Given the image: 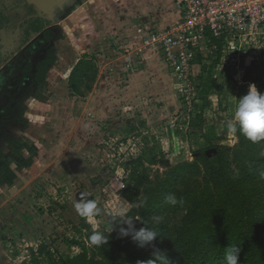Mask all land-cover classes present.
Segmentation results:
<instances>
[{
    "label": "rangeland",
    "instance_id": "rangeland-1",
    "mask_svg": "<svg viewBox=\"0 0 264 264\" xmlns=\"http://www.w3.org/2000/svg\"><path fill=\"white\" fill-rule=\"evenodd\" d=\"M61 1L48 0L60 11L53 15V5L0 0V264H31L29 248L42 243L68 258L71 238L89 241L88 228L81 236L75 227L106 235L113 216L144 198L135 227L151 229L144 221L163 216L153 243L167 264H226L232 245L240 264H255L243 246L247 231L264 237V141L226 125L250 84L264 93V21L241 22L208 43L188 30L185 0ZM46 29L51 41L41 40ZM51 46L56 60L37 81ZM214 61L215 81L201 96ZM131 126L155 136L164 157L142 158L146 182L126 192L141 154ZM225 184L243 204L239 236L227 222ZM169 194L183 203L167 204ZM82 197L101 214L80 217ZM117 238L116 264L154 259L151 247Z\"/></svg>",
    "mask_w": 264,
    "mask_h": 264
},
{
    "label": "trees",
    "instance_id": "trees-1",
    "mask_svg": "<svg viewBox=\"0 0 264 264\" xmlns=\"http://www.w3.org/2000/svg\"><path fill=\"white\" fill-rule=\"evenodd\" d=\"M44 25L33 27L35 32L41 31ZM52 30L46 29L43 32V37L41 40H52ZM56 60L55 53L53 52V47L49 50L48 54L40 60L36 67L39 72L36 73L37 81L41 80L45 73L51 68L53 63ZM217 62L214 61L207 71V76L205 80L200 85L199 95L204 96L206 94L211 82L215 81L211 74L210 69L214 67ZM205 68V66H203ZM26 108V107H25ZM24 108V109H25ZM26 110V109H25ZM24 110L19 114L20 119L23 118ZM139 128V127H138ZM138 128L131 126V130L135 133L136 136H139L141 139V154L132 161V168L128 175V182L126 187V192L131 189L138 190L142 184L146 182L145 168H143L142 158L147 159L148 161H155L157 158L164 157V152L158 145V142L155 136L150 135L148 132L138 131ZM150 139H153L155 143L149 145ZM14 154L18 152L13 151ZM147 155V156H146ZM3 152L0 151V163L3 161ZM147 158H146V157ZM222 167V166H221ZM223 169V168H222ZM225 195H226V205L231 208L230 213L228 214L227 222L235 227L236 235H241V228L244 227L245 218L243 215V204L239 199L238 194L235 190H232L230 184H225ZM129 201L132 200L131 196H126ZM136 209L134 206L131 207L128 216H134ZM126 227V225H125ZM84 228H88L87 239L93 233L92 228L88 224H82L81 228L75 227V231L82 236V231ZM108 235V234H106ZM118 237L122 241L131 239V237H120L118 232H113L109 235V239L106 244L101 246L91 245L86 240L82 238H71L69 240L70 244L76 248V252L72 253L68 258H63L58 254L54 249H51L47 244H40L37 249L34 251L32 248H29L30 263L31 264H116L114 252L112 250V238ZM239 238V237H238ZM89 240V239H88ZM243 249L245 252L252 256L255 264H264V237L263 235L256 231L251 230L245 232L244 235V246Z\"/></svg>",
    "mask_w": 264,
    "mask_h": 264
},
{
    "label": "clouds",
    "instance_id": "clouds-1",
    "mask_svg": "<svg viewBox=\"0 0 264 264\" xmlns=\"http://www.w3.org/2000/svg\"><path fill=\"white\" fill-rule=\"evenodd\" d=\"M227 130L231 133L239 132L252 143L264 141V93L258 91L255 84L249 85L247 94L242 95L236 102L232 118L227 122ZM260 157H264V150L260 151ZM233 178H236L235 176ZM259 178L264 180V170L259 172ZM165 201L171 206H176L183 201L178 199L175 194L166 196ZM147 198L140 200L134 205L136 208H145ZM77 214L83 218H91L101 214V208L93 199L82 197L74 204ZM135 219H140L135 216H128L126 213L120 212L110 219L111 227L108 230V235L102 232L94 231L89 236V243L94 246H101L107 243L109 234L119 226L118 234L120 237H131L141 248L151 247L153 249L152 256L154 259H149L146 264H158L161 254H163V264H167L164 253L157 249L154 241L158 234V226L163 224V216L152 215L150 221L144 223L151 225L152 228L141 227L137 229L134 224ZM126 225V227H125ZM241 249L235 245L229 246L225 250L224 260L226 264H240Z\"/></svg>",
    "mask_w": 264,
    "mask_h": 264
},
{
    "label": "built area",
    "instance_id": "built-area-1",
    "mask_svg": "<svg viewBox=\"0 0 264 264\" xmlns=\"http://www.w3.org/2000/svg\"><path fill=\"white\" fill-rule=\"evenodd\" d=\"M182 5L185 14L188 11V30L208 43L241 22L254 25V20L264 21V0H185Z\"/></svg>",
    "mask_w": 264,
    "mask_h": 264
},
{
    "label": "crops",
    "instance_id": "crops-1",
    "mask_svg": "<svg viewBox=\"0 0 264 264\" xmlns=\"http://www.w3.org/2000/svg\"><path fill=\"white\" fill-rule=\"evenodd\" d=\"M26 1L28 3H30V4L35 5L36 8L38 7L39 9H42V10H43V8H46L48 6L53 5L52 3L50 5V3L48 2V0H26ZM67 3H68V0H65L63 3L61 1V6L63 4H66V6H67L68 5ZM51 10H52V12H51ZM48 11L51 12V13H53V15H56L58 12H60V11L57 10V6H55V5H53Z\"/></svg>",
    "mask_w": 264,
    "mask_h": 264
}]
</instances>
